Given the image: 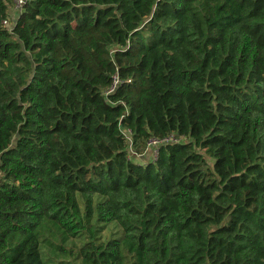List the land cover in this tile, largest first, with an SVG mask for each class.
I'll use <instances>...</instances> for the list:
<instances>
[{"label": "trees", "instance_id": "obj_1", "mask_svg": "<svg viewBox=\"0 0 264 264\" xmlns=\"http://www.w3.org/2000/svg\"><path fill=\"white\" fill-rule=\"evenodd\" d=\"M16 1L0 264H264V0Z\"/></svg>", "mask_w": 264, "mask_h": 264}, {"label": "built area", "instance_id": "obj_2", "mask_svg": "<svg viewBox=\"0 0 264 264\" xmlns=\"http://www.w3.org/2000/svg\"><path fill=\"white\" fill-rule=\"evenodd\" d=\"M16 3L17 5H19L21 3V0H17ZM117 82H118L117 79H115L112 83L111 88L107 90L106 93L112 91L114 87L116 86ZM120 132L124 136L128 144L127 151H128L129 156L135 161H139V162L144 161L145 159L154 160L157 156L159 146L163 144L172 143V142H183L186 140L184 136H178L174 133L168 134L164 137H150L145 143V148L143 152L138 154L132 149L130 130L120 127Z\"/></svg>", "mask_w": 264, "mask_h": 264}]
</instances>
